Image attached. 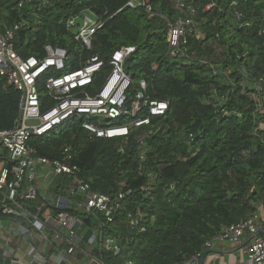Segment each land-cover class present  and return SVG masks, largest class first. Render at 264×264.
<instances>
[{"label":"trees","instance_id":"16d2710c","mask_svg":"<svg viewBox=\"0 0 264 264\" xmlns=\"http://www.w3.org/2000/svg\"><path fill=\"white\" fill-rule=\"evenodd\" d=\"M21 1L0 0V35L19 27L14 51L39 59L46 45L67 52L64 70L48 72L38 83L42 111L53 104L43 88L49 75L78 70L90 56H98L104 67L87 89L94 95L110 71L112 54L125 47L135 48L123 63L131 82L126 107L140 81L146 84V98L169 103L164 116L150 117L148 126L131 130L126 138H90L82 128L88 119L74 118L29 142L49 160L60 159L70 147L71 164L93 191L128 193L124 210L106 230L124 246L123 256L99 254L95 246L94 255H101L104 264H179L264 203V36L259 35L264 0H148L151 14L143 7H126L131 0H31L19 6ZM211 2L215 7L206 11ZM85 12L104 21L89 50L65 28L70 17ZM179 17L191 19L196 32L188 36L184 54L172 58L168 24ZM19 99L20 93L0 76V131L14 127ZM147 116L145 108L137 115ZM1 162L11 165L5 149H0ZM149 175L153 183L142 190ZM69 182L56 178L38 191L28 209L36 213L43 192L46 198L66 197ZM49 208L53 214L61 211ZM137 210L144 215L142 231L127 228L126 214ZM66 211L81 218L87 238L103 221L100 215Z\"/></svg>","mask_w":264,"mask_h":264},{"label":"built area","instance_id":"2783aa9c","mask_svg":"<svg viewBox=\"0 0 264 264\" xmlns=\"http://www.w3.org/2000/svg\"><path fill=\"white\" fill-rule=\"evenodd\" d=\"M23 1L31 0H22L19 6ZM126 7L131 9L143 7L146 13L151 14L148 0H131ZM182 7V4L177 3L176 8L182 11ZM214 7L215 4L211 2L205 10L209 11ZM240 18V15H236L237 23H240ZM245 24L248 26L249 23ZM103 25L102 18L85 12L70 17L65 28L75 41L89 50L94 34ZM192 26V20L187 17H179L174 23L168 24V53L172 58L184 54L188 36L196 32L190 29ZM240 26L243 27L244 24ZM18 28V25H15L0 35V76L5 78L8 86L20 93L18 118L14 127L0 131V149L7 151L11 164L7 166L5 162L0 163V218L9 217L13 220L9 234L15 224L19 232L17 248L26 237L31 240L27 255L31 258L32 264H62L67 261V257L76 254L80 249L82 241L78 232L83 227V222L77 215L66 211L69 208L86 215H100L103 218L99 227L86 238L87 246L92 248L88 264H104L101 255H94L95 246L99 254L107 252L113 257H122L124 246L118 242L117 237L106 234V230L114 224L115 215L124 210V200L128 193L119 192L115 196H109L93 191L89 183L79 176V168L71 164L73 154L70 147L63 149L60 159L49 160L39 156L29 142L32 138L42 137L74 118L95 121L92 123L86 120L82 123V128L89 132L90 138H126L131 130L148 126L150 117L164 116L169 103L146 98V84L140 81L134 99L129 108L126 107L128 103L126 92L131 82L123 71V63L135 48L125 47L112 54L110 71L94 95H89L87 89L93 84L96 74L104 67L98 56H90L78 70L58 76L49 75L43 81V88L53 104L42 111L38 83L44 74L64 70L67 52L46 45L43 58L34 56L22 58L14 51L13 45ZM259 35L264 36V29L259 31ZM142 108L147 110L149 116L137 117ZM127 117L132 119L128 125L116 123L117 120ZM62 176L70 180L65 189L66 197L43 196V201L35 208L36 213H32L27 204L34 203L38 199V191L47 189L56 178ZM153 180L154 177L149 175V182L142 190H149ZM61 198L67 200L65 204L67 209L51 213L49 206L58 208V201ZM258 210H264V203L257 206L252 216L226 227L219 235L206 241L189 260L179 264H199L201 260L204 264L206 251L214 250L216 246L225 243L234 248L239 247L245 255L244 264H264V221L257 215ZM143 218L144 215L139 210L136 213L128 212L127 228L130 230L139 228L142 231ZM48 230L50 236L44 237ZM9 234L8 236L3 234L0 219V241L4 242L0 248V260L9 256L7 251L8 242L11 240ZM246 237L249 241L243 245ZM42 239L46 244L40 251L36 243ZM9 260L12 264H23L15 257H10ZM126 264L132 263L126 261Z\"/></svg>","mask_w":264,"mask_h":264},{"label":"crops","instance_id":"0c3cea01","mask_svg":"<svg viewBox=\"0 0 264 264\" xmlns=\"http://www.w3.org/2000/svg\"><path fill=\"white\" fill-rule=\"evenodd\" d=\"M45 190V189H43ZM44 193V192H43ZM43 197V195H42ZM46 197V194L44 195ZM43 197V198H44ZM257 215L260 220L264 221V210H258ZM3 224V234L8 236L10 224L13 223V220L9 217L0 218ZM12 221V222H11ZM50 230L44 233L45 236L49 235ZM88 230L81 229L78 232L79 237L81 238L82 243L80 244V249L78 252L72 256L66 258V262L62 264H88L89 256L92 255V248L88 247L86 244ZM10 242H8L7 251L8 257L6 259L0 260V264H12L9 260L10 257H15L17 260L21 261L23 264H32L31 258L27 255V251L29 248V242L31 241L28 237L21 242L19 248L16 247V240L19 236V232L15 228V224L13 225V230H11ZM248 238L246 237L243 241V245L248 243ZM38 242V241H37ZM46 242L42 239L40 242L36 243L37 248L41 251L43 247H45ZM50 244V242H49ZM4 245L3 241H0V248ZM44 255L42 254V258ZM245 255L243 252L239 250V247L234 248L229 244H221L214 248V250L206 251L204 264H244Z\"/></svg>","mask_w":264,"mask_h":264},{"label":"water","instance_id":"95a60500","mask_svg":"<svg viewBox=\"0 0 264 264\" xmlns=\"http://www.w3.org/2000/svg\"><path fill=\"white\" fill-rule=\"evenodd\" d=\"M67 203V200L64 199V198H61L59 201H58V209H61V210H65L67 209L66 207V204ZM199 264H202V260L199 262Z\"/></svg>","mask_w":264,"mask_h":264},{"label":"rangeland","instance_id":"374dc122","mask_svg":"<svg viewBox=\"0 0 264 264\" xmlns=\"http://www.w3.org/2000/svg\"><path fill=\"white\" fill-rule=\"evenodd\" d=\"M175 1H178V0H174V2H175ZM177 3H178V2H177ZM175 4H176V3H175ZM116 122H117V121H116ZM42 195L44 196V195H45V193H43Z\"/></svg>","mask_w":264,"mask_h":264}]
</instances>
